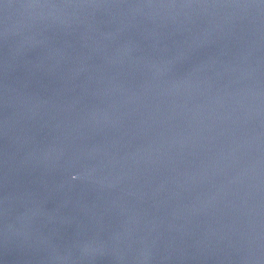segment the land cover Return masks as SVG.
I'll return each mask as SVG.
<instances>
[{"label": "water", "instance_id": "95a60500", "mask_svg": "<svg viewBox=\"0 0 264 264\" xmlns=\"http://www.w3.org/2000/svg\"><path fill=\"white\" fill-rule=\"evenodd\" d=\"M0 264H264V0H0Z\"/></svg>", "mask_w": 264, "mask_h": 264}]
</instances>
